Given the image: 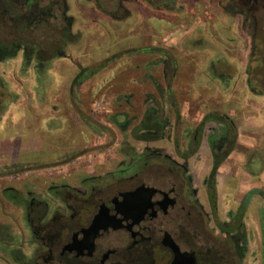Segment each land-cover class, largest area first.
Here are the masks:
<instances>
[{
  "label": "rangeland",
  "instance_id": "1",
  "mask_svg": "<svg viewBox=\"0 0 264 264\" xmlns=\"http://www.w3.org/2000/svg\"><path fill=\"white\" fill-rule=\"evenodd\" d=\"M172 1H177L179 6L169 10L154 8L141 0L124 4L130 10H133V4H141L148 10L147 20L155 23L152 37L150 26L149 33L144 35L146 31L140 26L135 10L129 19H102L92 4L71 0L72 14L76 16L74 32L77 30L79 34L73 38V46L68 47L69 59H56L45 71L39 72L35 62L17 50L0 64V88H5L4 92L8 93L6 99H0V136L9 137L0 145V223L7 221L9 236L13 238L11 244H6L2 242L5 233L0 235V255L2 249H9L10 245L21 247L26 257H30L32 251L31 234L25 228L22 232L19 230L24 224L20 219L22 210L5 200L7 187L38 193L47 192L50 184L85 176H97L108 182L118 176L122 166L141 161L146 152L158 151L174 156V150L179 148L186 152L187 147L194 144L186 155L190 157L186 162L202 185L201 199L206 200V182L213 167L212 146L228 135V115L223 111L207 113V116L216 114L219 117L210 118L209 128L204 129L199 123L202 115L198 106L186 104L189 102L187 96L191 95L184 88V79L175 81L171 91L166 87L161 62L168 58L167 52L172 53L171 60L175 59L180 67L187 68L186 64L192 60L188 51L206 48L205 66L212 78L210 85L215 88L212 99L218 93L235 98L240 95L241 98L237 97L238 108L242 102L256 101L259 108L252 106L250 109H258L264 118V8L257 13L254 32L258 44L256 51H252L251 21H246L243 32L242 16L231 17L223 9L230 0H152L153 4ZM203 4L215 9L214 14L207 11L211 21L203 15L200 8ZM104 6L111 14L117 10V4ZM78 10H87L94 15L84 18ZM152 12H158L159 16L176 14L179 19L168 22L162 16L160 19L151 17ZM201 20L208 27L202 24L199 27L204 26L202 28L208 32L195 31L193 37L183 43L184 31L188 34L192 25ZM11 32L9 24L0 23L1 45L8 44L11 49L23 39L33 45L31 34L15 38ZM135 32L143 35L133 38ZM247 69L252 73L251 84ZM196 80V85L201 84L199 77ZM150 109L154 116L165 122V126L162 130L138 133V136H159L158 140L138 139L135 130ZM252 119L253 116H244V150L256 137L264 134V129L251 128L249 120ZM197 132L199 141L193 143ZM39 144L53 145L54 149L50 148L52 153L40 159L36 151ZM222 150L224 154L225 148ZM259 161H262L261 155L252 157L250 164L260 166L263 161ZM237 164L236 157L227 160L220 176L223 187L235 178ZM257 181L251 180L249 174L248 177L240 175L236 182L246 189ZM226 189L224 187V191ZM224 191L219 205L222 212L227 213L231 196ZM242 194L237 192V205ZM254 199L249 201L251 209L244 218L258 244L250 243L244 264H264L262 258L259 260L264 204ZM13 218L17 220L14 222ZM251 253L253 257H250Z\"/></svg>",
  "mask_w": 264,
  "mask_h": 264
},
{
  "label": "flooded vegetation",
  "instance_id": "2",
  "mask_svg": "<svg viewBox=\"0 0 264 264\" xmlns=\"http://www.w3.org/2000/svg\"><path fill=\"white\" fill-rule=\"evenodd\" d=\"M83 1L92 4L103 19L132 17V10L124 4L134 0ZM141 1L160 10L174 9L177 3ZM104 4H117V10L111 14ZM72 8L71 0H0V23L9 24L10 35L15 38L29 33L34 41L31 46L23 39L11 49L8 44H0V64L17 50L34 61L39 72L45 71L56 59H69L68 47L73 46V38L79 34L77 30L74 32L76 16ZM223 9L231 17L242 16L243 32L246 21H251L252 51H256L258 39L254 31L258 12L252 14L246 5L233 1ZM167 56L161 62L166 87L165 63L175 61L177 66L172 84L180 69L179 61L169 58L172 53L167 52ZM254 57L255 54L251 59ZM4 89L0 88V99L8 95ZM226 119L232 121L227 116ZM227 140L228 135L219 140V146L216 144L219 157L223 155V147L227 151L230 146ZM198 141L197 132L193 143ZM193 147L191 144L186 152L178 148L173 151L174 156L146 152L141 161L122 166L118 176L108 182L97 176H85L50 184L47 192L38 193L7 187L5 200L22 210L20 219L24 224L19 230L22 232L25 228L31 234L32 251L26 257L21 247L10 245L9 249H2L1 264H244L250 243H257L254 233L246 227L244 207L222 216L217 193L216 206H213L209 194L216 163L213 146L207 198L202 201L198 179L186 162L190 159L186 155ZM216 175L217 172L215 192ZM126 193H133L130 201L125 200ZM6 222L0 223V235L5 233L2 242L11 244L13 238L9 236ZM262 231L259 260H264V226Z\"/></svg>",
  "mask_w": 264,
  "mask_h": 264
},
{
  "label": "crops",
  "instance_id": "3",
  "mask_svg": "<svg viewBox=\"0 0 264 264\" xmlns=\"http://www.w3.org/2000/svg\"><path fill=\"white\" fill-rule=\"evenodd\" d=\"M205 4H203L202 6H200L201 10L203 11V15L207 18H209V21H211V17L210 14H214L215 9H213L212 7H208L206 5V7L204 6ZM80 8L84 9V7L82 5H78ZM175 8L179 6V4L174 5ZM193 7L190 8V12L192 10ZM133 10L136 11V13L139 16V22H140V26L144 27L145 29V33L144 35L147 36V34L149 32L148 31V26H150V35L152 37L153 36V28L152 26L155 24H153L152 22H149L147 19L149 18L148 13L146 11V9H144V7L141 4H133L132 7ZM94 10V9H93ZM132 10V11H133ZM219 10V9H218ZM85 11V12H84ZM83 12L80 13V10L78 11V13H80V16L84 17V18H88V17H93V13L87 10H84ZM95 11V10H94ZM207 11L209 13H207ZM220 11V10H219ZM86 14V15H85ZM88 15V17H87ZM162 17H164V20L168 21V22H174L177 21L179 19L178 15H174L172 14V16L170 14H163L161 15ZM158 15V12H152V16L153 18H159L160 17ZM99 17V15H97V18ZM152 18V19H153ZM103 19V17H102ZM203 20V19H202ZM201 21H197V22H201L196 24L197 22L190 23L193 24L191 30L188 32V34H186L187 31H184V34L181 37L183 38V43H186L187 39H191V37H193V33L195 31H201L203 32V34H205L206 32H208V29H203L202 27L206 26L208 27V25H204L205 23H202ZM204 25L199 27L200 25ZM177 33H179L178 29H175ZM140 35H143V33L138 34V33H134L132 35V37H137ZM186 35V36H185ZM139 39V38H136ZM182 41V40H181ZM189 52V58L192 60L190 62H188V64H186L187 68H182L183 66L180 67L179 69V74L178 77L176 78V81H179V79H184V81L186 82V85H184V88L188 90V94H190L191 96L188 97L187 96V100L189 102H187V105H197L198 106V110L200 111L202 117L201 119H199V123L201 124L204 119L207 117V113H211L213 111H223L224 113H226L228 115V118H230L236 128L238 129L237 133V141H236V146L234 148V150L228 155V159H231L233 157L237 158V174L235 175V178H233V181L230 182V184H227L226 187L227 189L224 191V187L221 184V180H220V176H222V171L224 166L226 165V162L228 159H226V161L224 163H222V165L219 167L218 171H217V175H216V193H217V203H218V209L220 211V214L222 216H224L225 214H227L230 211H236L239 207L243 206L244 207V214H246L245 216H247L251 209V207L249 206V201H251L252 198H255L254 201L257 203H260L261 205L264 204V198L256 191V190H262L264 191V134L256 137L248 146L247 148L244 150V146H243V140H242V136L243 133L242 131L244 130V116H248L249 118H252V116L254 117V119L249 120L252 125L250 124L251 128L253 129H259L262 130L264 129V118L261 117L260 111L258 109L252 110L250 109V107L252 106H256L257 108L258 105L256 103V101H245L241 103V108H238L237 105V97L241 98L240 95H238L236 98L232 95L230 96H226L223 95L221 93H218L215 99H212V94L214 93L215 88L211 87L210 83L212 81V78L208 75V72L206 70V57H205V52H206V48L204 49H197L195 51H188ZM183 56L185 54H182ZM185 65V63H184ZM197 77H199L200 81L199 83L201 84H197L196 85V79ZM199 85V86H198ZM193 86H196L194 88H192ZM190 87V88H189ZM214 89V90H213ZM216 92V91H215ZM209 101V102H206ZM184 103V102H182ZM206 103V105H204ZM214 105V106H213ZM235 109H234V108ZM245 114V115H244ZM209 120V119H208ZM206 120L204 123V129L209 128V121L211 120ZM213 120V119H212ZM216 121V120H215ZM218 122V121H217ZM222 124V123H221ZM2 126V125H1ZM225 126V125H223ZM9 137H1L0 136V145L3 141L8 140ZM12 139V138H11ZM15 138H13L12 141H14ZM52 145V144H51ZM50 148L54 149L53 145L50 147V145H46V144H39L38 148H36V151L38 152V156L40 159H44L46 158V155H50L52 153V149L50 151ZM257 155H261L262 157V162L260 166L254 167L252 166L250 163V159L252 157H255ZM263 164V165H262ZM241 176H245L248 177L249 174L251 175V180H258L257 182H255V184H253V186L244 189V187L242 188V183H238L236 182L238 180V177L240 175ZM202 190V185L200 184V192ZM224 191L225 194H229L231 197L228 199L231 201V203L228 206V212L227 213H223L222 212V207L219 205L221 201V192ZM241 191V193H243L240 199V204L237 205L236 203V196H237V192ZM256 191V193H254ZM219 199V200H218ZM203 202L205 200H202ZM249 210V211H248ZM263 213V220H264V210H262ZM247 218V217H246ZM248 222L245 219V223ZM247 225V224H246ZM264 226V222L262 221V227ZM263 230V229H262ZM250 231V230H249ZM253 232V231H251ZM1 264V262H0Z\"/></svg>",
  "mask_w": 264,
  "mask_h": 264
},
{
  "label": "trees",
  "instance_id": "4",
  "mask_svg": "<svg viewBox=\"0 0 264 264\" xmlns=\"http://www.w3.org/2000/svg\"><path fill=\"white\" fill-rule=\"evenodd\" d=\"M230 1H233V2L238 3V4L246 5L248 10H250L252 14L255 11L258 12L262 8V4H264V0H230ZM176 70H177V66L175 64V61L169 60L165 63V75H166V79H167V89L169 91H171V88L173 85L172 82H173V79L175 77ZM153 112H154L153 109H150L147 116L142 120L141 124L136 128L135 133H136V136L138 137V139L147 140V141H154V140L159 139V136H150L148 134L143 135V136H138L139 131H153L156 129L162 130L163 127L165 126V122H163L161 118L159 119L158 116H154ZM218 117H219V115H216V114L215 115H213V114L209 115L204 119V121L202 122V125L204 126V123L206 120H208L210 118H218ZM155 124L156 125L159 124V126L157 127ZM229 126H230L229 127L230 129L228 132V140H230L229 141L230 146L227 149V151H225V153L222 155V157H219L220 152H219L218 148L216 147L217 143H213V149H214V155L216 157V163L214 165V169H213L212 174H211V180H210V185H209V194H210V198H211V201H212V204L214 207L216 206L215 174H216L217 170L219 169V167L221 166V164L223 163V161L233 151V149L236 146V141H237V130H236L235 124L231 121V122H229ZM228 140H227V142H228ZM256 191L264 198V191H262V190H256ZM256 191L254 193H256Z\"/></svg>",
  "mask_w": 264,
  "mask_h": 264
},
{
  "label": "water",
  "instance_id": "5",
  "mask_svg": "<svg viewBox=\"0 0 264 264\" xmlns=\"http://www.w3.org/2000/svg\"><path fill=\"white\" fill-rule=\"evenodd\" d=\"M126 201H130V198L132 197L133 193H126L123 194ZM100 228V226H98Z\"/></svg>",
  "mask_w": 264,
  "mask_h": 264
}]
</instances>
